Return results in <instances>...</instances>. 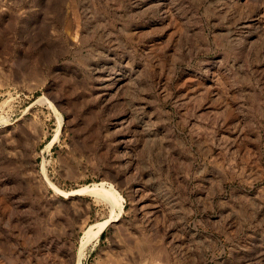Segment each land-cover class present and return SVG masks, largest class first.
<instances>
[{"label": "rangeland", "instance_id": "rangeland-1", "mask_svg": "<svg viewBox=\"0 0 264 264\" xmlns=\"http://www.w3.org/2000/svg\"><path fill=\"white\" fill-rule=\"evenodd\" d=\"M0 264H264V0H0Z\"/></svg>", "mask_w": 264, "mask_h": 264}, {"label": "bare ground", "instance_id": "bare-ground-1", "mask_svg": "<svg viewBox=\"0 0 264 264\" xmlns=\"http://www.w3.org/2000/svg\"><path fill=\"white\" fill-rule=\"evenodd\" d=\"M83 191L88 192V193H91V194H95V195H98V196H101V195L103 194V192H102V194L99 195V194L101 193V189L98 188L97 184H94V185H87V186L82 187V188H80V189L70 191V192L67 193V194H68V195H72V194H77V193H80V192H83ZM103 196H104V194H103ZM101 197H102V196H101ZM105 197H106V199L108 198L106 195H105ZM102 198H103V197H102ZM104 199H105V198H104ZM106 201H107V200H106ZM109 201H110V200H109ZM111 201H112V200H111ZM118 207L120 208V212H121L122 209H123V204L119 202V203H118ZM119 216H120V213H118V214L116 215V217H115L114 220H117V219L119 218ZM100 225H102V224H100Z\"/></svg>", "mask_w": 264, "mask_h": 264}]
</instances>
